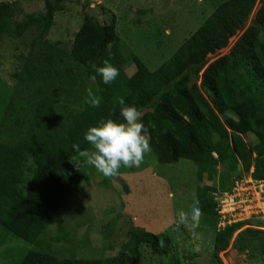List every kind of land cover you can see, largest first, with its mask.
Listing matches in <instances>:
<instances>
[{
    "label": "trees",
    "instance_id": "trees-1",
    "mask_svg": "<svg viewBox=\"0 0 264 264\" xmlns=\"http://www.w3.org/2000/svg\"><path fill=\"white\" fill-rule=\"evenodd\" d=\"M61 1L43 0L41 10L20 19L19 0H0V43L7 42L3 52L0 48V78L14 90L13 96L20 89L19 74L24 68L30 78L41 75L42 79L50 69L54 77L73 72L71 68L63 71L60 62L49 58L30 63L34 49L47 44L54 17L63 11ZM234 37L228 53L213 61ZM109 42L111 56L106 48ZM66 53L67 62L81 67L91 83L80 109L64 105L73 87L71 82L67 86L60 82L63 92L37 101L26 121L2 126L11 97L1 116L0 134L9 131V142L0 140V247L16 246L6 254L11 259L17 255L16 264H141L147 254L150 264H162L160 259L171 254L168 233L132 228L127 232L128 242L115 256L102 257L106 244L101 258H96L86 248L93 220L69 204L79 183L90 180L94 172L103 175L73 146L91 151L84 139L89 127L107 120L123 123L121 100L141 112V121L151 134L150 153L158 164L185 160L196 168L199 184L213 182L197 187L201 215L216 216L213 194L233 188L240 179L229 176L238 167L247 175L253 169L251 178L264 180V0H224L153 69L117 33L114 18L106 22L84 16ZM105 60L119 70V76L107 85L93 68ZM88 90L100 97L99 107L85 103ZM59 108L65 112L61 123L55 116ZM109 178L103 175L101 179L107 183ZM244 223L216 233L212 256L219 264V253L229 248ZM247 233L256 238L264 256V232Z\"/></svg>",
    "mask_w": 264,
    "mask_h": 264
},
{
    "label": "rangeland",
    "instance_id": "rangeland-1",
    "mask_svg": "<svg viewBox=\"0 0 264 264\" xmlns=\"http://www.w3.org/2000/svg\"><path fill=\"white\" fill-rule=\"evenodd\" d=\"M86 1H61L63 11L54 17L47 44H41L40 49H34V56L30 59L31 64L34 59L38 61L46 58L60 62L63 71L67 68L73 70L69 76L64 74L63 78L54 77L50 69L45 79H42L41 75L30 78L27 68H24L19 74L20 89L14 96V90L12 93V88L7 85L5 79L0 78V121L1 116H5L4 109L11 97L3 127L12 122L18 124L20 121H26L34 114L36 102L50 93L61 94L63 89L60 82L66 86L71 82L70 87H73V95L64 105L67 108L80 109L81 99L91 83L81 67L67 62L66 50L84 16L106 22L114 18L117 33L128 47L153 69L188 39L224 0H89L88 5L84 7ZM19 3L20 19L27 13L41 10L43 6V0H19ZM237 37L232 38L229 47L218 52L213 61L226 55ZM6 45L5 41L0 43L2 52ZM42 67L44 71L48 70L46 65L45 68L44 65ZM2 68L1 64L0 75L3 73ZM57 110L55 116L57 122L61 123L65 112L62 108ZM8 133L9 131L0 134V140L9 142ZM250 139L251 137L248 140ZM251 172L250 169L249 174ZM195 175L196 168L190 162L180 160L175 165L158 164L150 152L145 154L144 162L139 168L121 167L117 176L110 177L107 183L102 182L103 175L96 172L91 174L90 180L77 185L69 202L70 207L84 212L93 220V226H89L87 233L90 246L86 248L94 257L101 258V251L107 244L102 257L115 256L118 248L128 242L127 232L138 228L154 234H169L172 250L166 259H160L162 264H219L212 255L220 218L201 215L195 225L191 221L186 226L178 224L177 214L184 211L190 215L192 207L196 204L197 187L213 185V182L208 181L199 184ZM231 177L243 181L245 187H251L247 183L249 175L243 174L240 167L230 174L229 178L232 179ZM255 193L257 199L259 192ZM223 198H226L225 194ZM217 200L220 202L221 196H217ZM223 207H227L223 214L228 217L224 224L242 221L245 223L234 233L229 248L219 253L220 264H264V256L257 247L256 238L246 234L252 230L264 232V212L257 213L258 210H254L248 214L243 213L238 207L230 208L222 201L221 208ZM55 222L53 220L52 226ZM110 223L112 225L107 228ZM85 228L82 227L81 231ZM76 231L78 234L80 229ZM14 247L16 246L13 243L0 247V264L18 262L17 255L13 259L6 256ZM113 248L114 251H111ZM92 254H89L90 257ZM148 255L141 264H150Z\"/></svg>",
    "mask_w": 264,
    "mask_h": 264
},
{
    "label": "clouds",
    "instance_id": "clouds-1",
    "mask_svg": "<svg viewBox=\"0 0 264 264\" xmlns=\"http://www.w3.org/2000/svg\"><path fill=\"white\" fill-rule=\"evenodd\" d=\"M106 48L109 50V56H111L110 50L112 48V43L109 42ZM93 68L96 74L100 76L102 83L106 85L111 84L119 76V70L108 60H105L102 66L93 65ZM85 103L90 107L97 108L100 106L101 99L91 90H88ZM120 104V116L123 118V123L107 120L101 121L96 126L89 127L84 133V139L92 146L91 151H80L78 145L73 146L78 150L79 156L83 158L89 166L94 167L105 177L117 175L121 167L139 168L144 162L145 154L149 153L151 150V134L149 128L141 121V112L136 107L124 106L123 100L120 101ZM251 170L253 171V169ZM249 178L253 182H264V180H253L251 174H249ZM234 186L235 184L233 188ZM232 189L225 193L213 194V199L218 206L216 214L218 219V210L220 207L215 197L223 196V194L227 195L232 192ZM177 215L179 225L186 226L190 221L195 225L198 223L201 216V209L197 204H194L190 215L184 211H180ZM243 222L244 221L238 223ZM226 226L228 225L219 227L218 231Z\"/></svg>",
    "mask_w": 264,
    "mask_h": 264
},
{
    "label": "built area",
    "instance_id": "built-area-1",
    "mask_svg": "<svg viewBox=\"0 0 264 264\" xmlns=\"http://www.w3.org/2000/svg\"><path fill=\"white\" fill-rule=\"evenodd\" d=\"M250 186L245 187L243 181H237L235 182V186L232 189V192L230 194L225 195L226 198L224 199L223 196H221V201L219 202L217 198L215 197V200L218 201L219 204V210H218V216L220 218V227H224L225 225L230 224H224L225 219L228 217L225 216L223 213L224 211H227V207L221 208V202L224 201L228 207L232 208L234 206L238 207V210H240L243 213H249L251 211L254 212V210H258V212H264V182H253L252 180H248ZM246 183V184H247ZM248 185V184H247ZM262 188V190H261ZM254 191V192H253ZM256 192H259V194L256 195L257 199L259 198V201L255 199L254 194ZM232 194V195H231ZM224 199V200H223ZM255 202V204H253ZM253 212L250 214L252 215ZM223 220V223L222 220Z\"/></svg>",
    "mask_w": 264,
    "mask_h": 264
}]
</instances>
